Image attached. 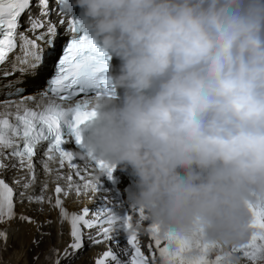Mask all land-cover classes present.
Returning <instances> with one entry per match:
<instances>
[{
  "label": "clouds",
  "instance_id": "obj_1",
  "mask_svg": "<svg viewBox=\"0 0 264 264\" xmlns=\"http://www.w3.org/2000/svg\"><path fill=\"white\" fill-rule=\"evenodd\" d=\"M110 56L86 156L130 170L128 205L168 235L224 247L264 208V0H72Z\"/></svg>",
  "mask_w": 264,
  "mask_h": 264
},
{
  "label": "snow or ice",
  "instance_id": "obj_2",
  "mask_svg": "<svg viewBox=\"0 0 264 264\" xmlns=\"http://www.w3.org/2000/svg\"><path fill=\"white\" fill-rule=\"evenodd\" d=\"M31 0H0V63H3L9 52L17 47L16 36L19 27V19L23 13L30 9ZM41 9V15L48 14V0H38V5ZM31 29H44L43 22H38L35 18L29 17ZM73 25L72 31L82 32L78 39H72L65 49V54L60 60V73L51 82V92L58 96L60 104L51 103L42 111L25 110L22 114L15 116V123H10L9 118L0 119V149L10 150V155L19 158L21 166L24 164L25 158L29 160L34 156L36 147L41 142L48 143L47 152L59 153L61 159L72 160V154L65 151L62 145L65 144V135L74 138L75 145L83 147V137L81 127L90 121L95 116V112L89 110V99H84L82 102L77 101L73 107L65 109L63 102L71 101L76 96L74 86H78L80 93H86L88 90H95L97 94L105 91H114L111 89V84L108 79L107 69L109 67V54L104 51L86 32H83L77 19L71 21ZM54 31L49 27L47 34ZM46 33L41 32L36 35L35 41L28 40L24 34H20V39L23 41L21 45L22 57L20 64L25 67L18 69L25 73L34 71L39 66V53L36 41H44ZM50 42V41H48ZM29 57L32 63H29ZM7 75V73H5ZM99 90V91H98ZM65 129L67 132L65 133ZM22 140V149L18 142ZM0 155L3 152L0 151ZM96 162L99 169L104 172L110 179L113 172V167L106 164L104 161L96 160L90 155L88 156ZM0 167H3L0 163ZM28 167L31 169L32 164L29 162ZM47 168V165H45ZM34 179V177H33ZM30 185L26 184L25 187ZM94 190H97L94 188ZM56 192L60 193L61 189L56 188ZM32 199L31 197L29 198ZM36 202H43V197L37 198ZM55 207L60 209V218H69V214L62 208V202L59 198L55 201ZM250 211L254 216L252 227L259 232H253L251 239L247 245H241L239 249L234 247L233 252L240 251L244 257L252 261V264L264 261V208H254L250 206ZM88 214V209H84L82 215L72 214L70 216L71 236L73 243L69 245V251L66 249L63 254L56 253L54 264H61V259L72 256L76 250L82 248V233L80 225L85 227H93V223L85 219ZM140 219L144 220V213L139 210ZM15 218L13 211V190L4 180L0 179V223L6 220ZM19 219L32 223L31 218L20 216ZM129 216L120 217L115 213L111 214L109 223L114 227L112 229L105 228L104 234L109 235L111 232H118L117 221L122 222L124 230H131L132 224ZM99 222V219L96 221ZM150 231L155 236L157 246L160 245L161 239L167 241V245L159 247V255L164 264H226L221 256H217L214 260L207 256L211 250L217 248V244L206 242L199 235L194 234L191 237H183L179 235H168L161 238L158 234V229L151 225ZM111 238V237H109ZM7 233L0 230V242L6 243ZM36 243V241H34ZM128 244L134 250V255L131 259V264H148L147 259L141 252L137 244V235L132 232L128 236ZM195 247L200 253L198 257H191L190 254ZM106 256L112 255L106 253ZM116 260L115 256H112ZM98 264H103V261H98ZM227 264H231L228 260Z\"/></svg>",
  "mask_w": 264,
  "mask_h": 264
},
{
  "label": "bare ground",
  "instance_id": "obj_3",
  "mask_svg": "<svg viewBox=\"0 0 264 264\" xmlns=\"http://www.w3.org/2000/svg\"><path fill=\"white\" fill-rule=\"evenodd\" d=\"M61 35V30L58 29ZM55 50L58 51L61 37H56L54 32L51 33ZM65 38V36H64ZM59 46V47H58ZM43 51H50L49 48L40 45ZM44 52V54H45ZM55 56H48L45 58V63L53 61ZM47 67H40L28 73L20 72L10 77L8 81L11 83H19L26 89L24 95L37 93V88L44 85V79L49 76ZM42 103H45L43 101ZM33 104H17L16 108L11 106H0V118L7 113L17 114L22 109L32 108ZM42 107L39 105L38 109ZM41 159L35 160V179L31 180L27 175L24 180L20 181L18 190L20 194L16 199V215L15 218L5 223V230L7 233L6 243L2 242L1 256L2 264H54L56 253L63 254L68 245L73 242L70 241L69 234L71 233L70 216L72 214L82 215L84 209H88V214L85 218H89L93 208L94 196L91 193L77 196L76 191L73 190L71 180L65 171L53 172L54 165L45 163L41 165ZM11 163L8 164V169L4 171V179L6 182L12 183L13 180L19 178L15 176V172L10 168ZM48 169L51 173H48ZM30 185L25 187V185ZM57 187L61 189L60 193L56 192ZM32 198L31 200L29 198ZM43 197V202H36L37 198ZM62 199L66 204V212L69 218H60V213L55 207L56 199ZM31 218L32 223L21 221L20 216ZM93 233H89L90 236ZM100 238L89 237L85 246L90 245L91 249L86 257L85 262L77 264H96L102 257L105 256L106 251L114 253L119 259L120 264H128L124 258V245L121 242L119 246H114L111 242L102 244H95ZM36 241V243H34ZM224 249L231 250L233 247H224ZM82 249V248H81ZM79 249L72 256L61 259V264H68L81 251ZM37 255V257H36ZM242 264H252V261L242 258L239 254L234 255ZM103 264H114L113 262L105 261ZM257 264H264V261L257 262Z\"/></svg>",
  "mask_w": 264,
  "mask_h": 264
},
{
  "label": "rangeland",
  "instance_id": "obj_4",
  "mask_svg": "<svg viewBox=\"0 0 264 264\" xmlns=\"http://www.w3.org/2000/svg\"><path fill=\"white\" fill-rule=\"evenodd\" d=\"M83 249V250H82ZM81 251L79 252V254L77 256H75L68 264H77L80 261L81 262H85L87 255L90 252L91 246H85V244H83ZM37 257V255H36Z\"/></svg>",
  "mask_w": 264,
  "mask_h": 264
}]
</instances>
